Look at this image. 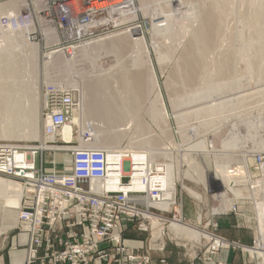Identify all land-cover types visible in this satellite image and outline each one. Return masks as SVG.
I'll use <instances>...</instances> for the list:
<instances>
[{
  "label": "rangeland",
  "instance_id": "1",
  "mask_svg": "<svg viewBox=\"0 0 264 264\" xmlns=\"http://www.w3.org/2000/svg\"><path fill=\"white\" fill-rule=\"evenodd\" d=\"M5 1L8 0H0V3ZM139 1L141 0H132L131 2L135 16L127 13L128 15L125 14L123 21L119 20L104 26L105 29L110 30L99 37L123 36L126 33L132 35L131 31L135 33L138 30L136 34L124 40V46L120 51H117L119 53L115 51L103 52L107 59L101 58L98 64L97 62L92 64L91 71V81L96 89L101 88L99 82L103 81L106 84L108 97L116 102L113 105L125 108L119 112L123 117L119 121L117 120V123L132 121L131 132L119 136L115 142L98 143L92 140L87 142L86 139L85 142H81L80 123H82V119L76 116L72 117L70 123L74 128L72 137L76 143L74 145L78 146V136L80 147L113 151L117 153L113 159L121 158L123 153L137 155L135 152H138L141 155L135 158L142 157L141 159H143L144 157L145 160L155 165L156 163L170 165V169L174 171V180H176L174 195H176L177 204L171 208L170 213L164 214V216L171 218L177 212L181 214L182 201L189 203L195 222H197L198 214H201L203 223H205V219L210 221L216 220L218 217L232 215L236 224L244 226L252 235L250 244H245V246H250L253 242L254 232L258 233V225H262L261 221L263 220V217L259 216L258 218L257 205L254 204L247 185L249 179L253 184L261 179L264 180L260 166L255 162L256 154L264 153V58L261 60L259 58V55L264 56V0H224L220 2H215V0H178L168 6L164 5L167 0H158L159 2L153 0L149 4L145 2L147 5L144 7ZM219 8L220 10H218ZM199 12L212 13L213 17L219 20L218 34L211 36L205 42V39L199 38L196 32H191V28L194 29L195 26L191 19L196 17ZM253 13L261 15L255 20ZM164 15L167 16L166 21ZM34 24V31L37 34L30 33L27 41L37 47L39 57L36 64L33 65L29 59L23 60V55H27L17 47L11 49L13 59L10 61H15L20 65V74L23 73L21 80L24 84L36 82L39 91L38 109L41 114L43 106L41 102L44 98L46 85H53L52 83L57 79L59 81L70 79V81L83 82L82 76L91 69V66L86 60V62L82 61L81 56V59L78 57L74 65L72 64L68 68L45 63V59L49 55L60 53L63 49L65 50L64 55L72 54L74 47L80 43H61L59 37L53 43L46 42L45 35L43 36V31L40 29L41 20L35 17ZM12 35L22 36L4 34L0 37V45L6 46L8 38ZM31 36H35V38ZM138 40H141L143 44ZM87 41L89 40L82 43ZM134 41L137 44H134ZM145 61L149 62V64L147 63L148 69ZM131 62L134 63L133 66H131ZM130 66L136 74H139L136 77H139L140 96L139 101H134L133 111L129 110L127 101L131 95L130 91H124L118 86L123 76L120 68L128 69ZM108 67L112 68L107 70ZM148 74H152L155 80L153 84L149 82ZM91 81L90 84H92ZM218 87L222 88L221 91H218ZM68 88L73 91L71 87ZM204 89H208L210 92L208 95L213 96L207 99L200 98L202 100H191L195 94H202ZM74 91L79 102L80 91L78 88ZM16 97L15 99L18 101L16 109L24 108L25 100L21 101L20 95ZM28 99L30 100V96ZM188 99L190 102L186 101ZM212 104L219 109L216 110L215 106L214 111L210 114L202 111L213 106ZM27 105L30 106V103ZM161 106L165 115L155 118V114ZM197 108H199L198 114L193 112ZM87 122L98 124L92 118L87 119ZM115 122L116 120L111 121L112 124ZM41 123L40 115L38 138H1L0 141L16 142L28 146H40L42 142L51 147L62 146L58 140L43 136ZM232 138L237 139L236 147L223 148L222 142ZM212 139L217 141L213 147L215 151L208 148ZM36 157L39 162H42L46 172L69 170L68 159L70 156L68 152L42 148ZM59 157H64L67 162L62 165L55 162V158ZM123 162L127 167L130 159L125 157ZM240 167L246 168L247 175L236 172ZM217 172L220 174L218 179L213 175ZM230 177L235 180L233 181V190H229L225 184L226 179ZM260 189L255 195L257 200L264 198V182ZM223 191H227L225 200L220 194ZM197 195L200 200L196 198ZM231 206L237 209L236 212L230 209ZM6 212H8V218L5 215ZM157 212L163 213L162 209ZM0 216L7 218L14 224V230L19 231L17 229V211L11 209L3 198H0ZM182 220L187 223L184 218ZM143 223L147 225L148 231L139 229V225ZM170 223V220L162 222L147 218L144 220L123 219L120 224L122 243L124 244L123 239L138 235L146 240L145 245H142L144 248L138 249L142 250L143 254L151 255L155 249H152L153 247L150 249V246L154 244L152 241L155 240H157L156 242L162 241L164 244L166 242L180 252L189 248L191 243L187 241L197 240L189 234L175 237L176 240L171 239L170 237L173 236L171 231L177 235L183 233L172 230L169 226ZM217 230L218 225L215 229L218 234ZM202 237L208 239L207 234L202 233ZM227 239L229 240V238ZM185 240L187 241L185 242ZM183 243L188 245L183 247ZM244 253L250 258L248 253ZM199 256L204 257V254L201 253Z\"/></svg>",
  "mask_w": 264,
  "mask_h": 264
},
{
  "label": "built area",
  "instance_id": "2",
  "mask_svg": "<svg viewBox=\"0 0 264 264\" xmlns=\"http://www.w3.org/2000/svg\"><path fill=\"white\" fill-rule=\"evenodd\" d=\"M27 1L26 9L19 16H2L1 25L22 28L37 17L41 25L45 23L61 38V43L75 44L109 31L103 26L108 11L117 8L124 12L129 2ZM86 25L91 27L79 31ZM76 109H79V102L70 88L47 86L41 109L42 134L45 138L58 140L62 146L51 147L43 142L40 146H28L0 141V180L21 186L18 203L9 207L17 211V229L28 236L26 264L37 261L40 264H150L149 254L122 243L120 224L123 219L146 218L185 223L178 212L171 218L164 216L170 213L177 200L162 181L163 166L130 160L126 167L124 158L109 159L105 149L80 147L78 136V146L72 139H63L61 131L72 122ZM42 148L68 152L69 170L46 172L42 162L36 159ZM255 162L260 167L264 165V153L256 154ZM135 180L140 184L138 189L132 187ZM109 183L116 188H108ZM160 203H166V206L160 207ZM159 209L163 213L157 212ZM230 209L237 210L234 206ZM214 224L207 223L212 229L205 231L209 238L204 239V259L208 260L219 251L239 249L248 253L253 264H264L262 233L254 232L252 245L245 246L217 234V223ZM139 229L148 231L144 223ZM156 241H152L154 244L150 249L162 250L163 242ZM197 243L195 240L194 244Z\"/></svg>",
  "mask_w": 264,
  "mask_h": 264
},
{
  "label": "bare ground",
  "instance_id": "3",
  "mask_svg": "<svg viewBox=\"0 0 264 264\" xmlns=\"http://www.w3.org/2000/svg\"><path fill=\"white\" fill-rule=\"evenodd\" d=\"M150 1H153V0H141L139 2L142 3L141 6L144 7L145 5H147V4H145V2L146 3L148 2V4H149ZM156 1H158V0H156ZM176 1H178V0H167L164 5L168 6L172 3H175ZM220 1H224V0H215V2H220ZM26 2H28V1L27 0H8L5 2H1L0 3V22H1L2 16H5V17H9L10 15H14L15 17L17 15L19 16V13L26 9V7H27ZM131 2H132V0H129V2H127L128 9H125L124 12H120V10L117 8L116 9L111 8L107 14V21L104 20L103 26L106 27V26H108L114 22L116 23V21H119V20L123 21L125 14H127V13L128 14L131 13L132 15L135 16L134 8H133ZM37 5L39 6V4H37ZM157 5H159V4L157 3ZM218 10H220V8ZM253 14L255 15V13H253ZM213 15L214 14L209 13V12H207V13L199 12V14L196 17L191 19V20H193L192 24L195 25L194 29L191 28V32H196V35H199L198 36L199 38L205 39L204 42L206 40H208L211 36L213 37V35L214 36L217 35L219 30H220L219 24H218L219 20H216L213 17ZM259 15H261V14H256L255 15L256 17L253 16L255 18V20L257 17H259ZM166 19H167V16L164 17L165 21H166ZM90 27H91V25H86V26L82 27L81 29H79V31L88 30ZM40 29H42V31H43V36L45 35L44 37L46 39V42L53 43L58 39V36L56 35V33L53 32L52 29L46 27L45 23L40 26ZM34 30H35L34 22L31 24L29 23V25H27V26H24L22 28H17V29H13L10 26H3L0 23V37L3 36L4 34L22 35L19 37L12 35L11 37L8 38L6 46L0 45V52H1L0 53V139L1 138H11V139H13V138H32V139H34V138L39 137V116L41 114H40V110L38 109V107H39L38 86H37L36 82L32 83V84H30L31 82L29 84H24L22 82L23 80H21L23 73H22V75L20 74V72H21L20 65L18 63H16L15 61L14 62L10 61L13 59L12 58L13 52H11V49H14V47H17L18 49H21L27 55V56L23 55L24 56L23 60L29 59L31 62H33L32 63L33 65H34V63L36 64L37 59L39 57L38 52H37V47L35 45L29 44L27 41L28 36ZM130 30H132V29H130ZM130 30H129V32H130ZM131 32H132V35L136 34V32L134 33V31H131ZM81 33H84V32H81ZM132 35L126 33V35L123 34V36H120V35H111L110 36L109 35L108 37H105V38L99 37V38H96L94 40L93 39L89 40L86 43H80L79 45H76V47H74V52L70 55H64L65 50L63 49L60 51V53L59 52L54 53L52 55H49L45 59V63H50L52 65H57V66L61 65L62 67L64 66V67L68 68L70 65H72V64L74 65V63L77 61V58L78 57L80 58V56H81V58H83L82 61H84V62L87 61V63H89L91 66V69L87 73H85L84 76H82L83 82H77L75 80L70 81V79H67V80L62 79L61 81H59V79H57V80L56 79H50V80H56L54 83H52L53 86H63L66 88L71 87L73 89V92H75L74 89L78 88L80 91L79 109H76L74 111L73 117L75 118L76 116H78L82 119V123H80V129H81L80 141L81 142L82 141L85 142V139H86L87 142H89V140H92L93 142H98V143H110L113 141L115 142V140L119 136H123V135L129 134L131 132V129L133 127L132 121L129 120L126 123H117L119 121V119H121L123 117L121 114H119V112L121 110H124L125 108L119 107L117 105H116L117 107H115L113 105L116 102H114L110 97H108L109 95L106 93V84L103 81L100 80V82H99L101 85V88L96 89V87L94 86V83L91 81L92 80V72L91 71L93 69L92 64H94L95 62H97V64H98L99 60L101 58H106V55L103 54V52H105V51H113V52L114 51L115 52L120 51L122 49V47L124 46V44H123L124 40L126 38L129 39V37ZM141 40H142V38H141ZM141 40H138V42L140 41L142 43ZM134 44H137V43L135 42ZM14 45H16V46H14ZM138 45H139V43H138ZM117 53H119V52H117ZM137 53H136V55H137ZM259 54H260V52H259ZM107 56H109V55L107 54ZM259 58L261 60L264 58V56L259 55ZM106 62H107V60H106ZM133 62H135V61H133ZM133 62H131L132 63L131 66H133V64H134ZM145 63L149 64V62H146V61H145ZM148 64H147V69H148ZM131 66L128 69L120 68L122 70L123 76L121 75L122 77L119 81L118 86H120L121 89L124 91H127V92L130 91L131 95L129 96L127 101L129 103V110L133 111L134 107H135L134 101H139L140 93H139V87H138L139 77L138 78L136 77V75L138 76L139 74H136V72L133 71L134 69ZM26 67H28V66H26ZM111 68L112 67H108L106 69L108 70ZM149 69H151V68H149ZM150 72H151V70H150ZM119 73H121V72H119ZM148 76H149V82H151L153 84L155 80H154L152 74H150V75L148 74ZM87 80H88V82H87ZM90 81L92 84L89 83ZM47 86H52V85L49 84ZM221 89H222L221 87H218V91H221ZM148 92H149V90H148ZM214 92L217 93V91H215V90H214ZM208 93H210V92H208V89H204L202 94H195L193 98L191 97L192 98L191 100L192 101H195L197 99L202 100V99H207V98H210L213 96V95H208ZM17 95L21 96V101L25 100L26 104H24L25 105L24 108L22 107L21 109H18V108L16 109V107L18 105V101L15 98H17L16 97ZM27 95H28V98L30 96V100L28 98H26ZM200 98H202V99H200ZM189 99L186 101L190 102ZM43 101H44V98H43ZM43 101L41 102V105H42ZM175 102H177V101H175ZM27 103H30V106L27 105ZM212 105L213 106H211V107H209V105H206L209 108L207 110H202V111L209 112L208 114H210V112L212 113L215 109L214 107L216 106V105L214 106V104H212ZM218 106H220V105H218ZM217 108L219 109V107L216 106V110H217ZM216 110H215V112H216ZM193 112L198 114L199 108H197ZM164 115H165L164 109L161 106L159 111L155 114V118L164 117ZM89 118L96 120L98 122V124H92L90 122L88 123L87 119H89ZM113 120H116V122L114 124L111 123V121H113ZM41 122H42L41 124L43 126L42 119H41ZM193 129H195V128H193ZM61 134H62L63 139H65V140L72 139V137H73L72 124H67L66 126H64L62 131H61ZM214 138H216V137H214ZM217 139H219V138H217ZM214 140L211 143L209 142L210 145L208 148H212V150H214L213 147L215 145V142L217 143V141L216 140L214 141ZM236 143H237V139H235V138L234 139L232 138L231 140L222 142L223 148H225V147L234 148V146L236 147ZM263 148H264V142H263ZM113 153H115V152H113V151L108 152L109 159H113V156H114ZM135 153L137 155H135L133 153H123L121 155V158L120 157L119 158L123 160V158L128 157L130 160H140V162L146 161L147 163L152 165V163L145 160L144 157H143V159H141L142 157L135 158L138 155H141V153H138V152H135ZM55 162L62 165L63 163H66L67 160L64 157H59L57 159L55 158ZM68 162H70L69 159H68ZM156 165L160 166V164H158V163H156ZM162 166H163V172H164L162 181H163V183H165L168 186L169 191L172 193V195H174L175 194L174 193L175 182H176V180H174V171H172V169H170V165H168V166L162 165ZM236 172H241L243 175H247L245 167H240ZM260 172H262L263 178H264V165H262L260 167ZM213 175H214V178H217V179H218V176H220V174L218 172L213 174ZM233 181H235V180H232L231 177L226 179L225 184H226V186L229 187V190L230 189L233 190V185H234ZM260 181H257V183L253 184L251 179H249L247 186H248L249 193L252 195V200H254V204L257 205L256 208H257V212H258V218H259V216L263 217V220L261 221L262 225H260V224L258 225L259 226L258 232L262 233L263 238H264V224H263V221H264V200L262 201V199H264V198H262V199L260 198L261 200L258 199L259 200L258 201L256 196H255L259 192V190H261L260 189L261 186H263L264 180L261 179ZM139 186H140L139 182L135 180L132 187L135 189H138ZM108 188H116V187L113 186L112 183H109ZM229 190H227V191H229ZM227 191H223L220 193L222 195L223 200H225L227 197V195H226ZM20 192H21V186L18 183L10 182L6 179L0 180V198H3L4 202H6L7 205L15 206L18 203V200H19L18 196L20 195ZM196 198L198 200H200L199 195H197ZM165 206H166V203H160V207H165ZM210 222H212V221L210 220ZM214 225H216V224H214ZM169 226L172 230L187 233L195 239L202 238V233L200 232V230L198 231L192 227L190 228L189 226L186 227L184 225V223L180 222L179 220H172ZM204 234H206V233H204ZM207 237L209 238L208 234H207ZM260 253L261 252H259V254Z\"/></svg>",
  "mask_w": 264,
  "mask_h": 264
},
{
  "label": "crops",
  "instance_id": "4",
  "mask_svg": "<svg viewBox=\"0 0 264 264\" xmlns=\"http://www.w3.org/2000/svg\"><path fill=\"white\" fill-rule=\"evenodd\" d=\"M8 212H6L5 215H7ZM180 213L182 218L188 223V225L184 223L186 227H192L198 231L200 230L202 233L212 229L210 226H207V223L210 222L209 220L204 218L205 223H203L204 221L202 222L201 214L197 215V222L194 221L193 210H191L189 203L181 202ZM6 217L8 218L9 215ZM7 218H2L0 216V264H26L28 236L23 232L15 231L14 224ZM211 221L210 223H217V232H219V235L243 245L250 244L252 235L244 226L236 224L232 215L218 217L216 220L213 219ZM171 233L173 236L170 238L173 240H176L175 237L178 238L179 236H184V234L185 236L188 235L184 232H180L183 233L181 235H177L172 231ZM204 239L203 237L197 239L196 241L199 242L197 244L193 243L195 242L194 239L190 241L185 240V242L187 241L191 244L189 248L183 252H180L177 248L165 242V244L163 243L164 250L160 251L155 249L151 252L150 264H253L251 259L248 258L244 252H240L236 249L219 251L211 255L208 260L204 259L203 256H199L201 253H204V246L206 244ZM123 242L124 244L126 243L125 245L133 248H142L146 240L137 235L131 238H125ZM187 245V243H183V247ZM175 246L177 247V245ZM39 262L40 261H37L36 264H40Z\"/></svg>",
  "mask_w": 264,
  "mask_h": 264
}]
</instances>
